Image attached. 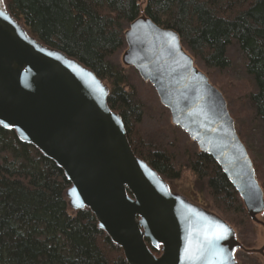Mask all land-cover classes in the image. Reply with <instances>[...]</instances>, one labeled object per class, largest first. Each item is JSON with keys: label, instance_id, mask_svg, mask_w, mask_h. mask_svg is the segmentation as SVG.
Segmentation results:
<instances>
[{"label": "water", "instance_id": "1", "mask_svg": "<svg viewBox=\"0 0 264 264\" xmlns=\"http://www.w3.org/2000/svg\"><path fill=\"white\" fill-rule=\"evenodd\" d=\"M147 3L136 0L138 16L122 32L120 66L153 89L170 125L215 162L259 242L240 241L211 208L137 158L108 106L109 88L41 44L10 13L11 0H0V128L62 171L68 215L88 211L127 264H240L239 253L264 264V192L227 102L179 35L146 17Z\"/></svg>", "mask_w": 264, "mask_h": 264}, {"label": "trees", "instance_id": "2", "mask_svg": "<svg viewBox=\"0 0 264 264\" xmlns=\"http://www.w3.org/2000/svg\"><path fill=\"white\" fill-rule=\"evenodd\" d=\"M8 9L41 44L76 60L109 88L108 106L121 117L133 154L165 181H177V152L143 139L142 106L129 78L109 62L124 49L122 32L138 16L136 0H11ZM145 15L176 32L212 81V74L231 67L227 50L235 43L254 84L245 100L253 117L264 121V0H148ZM219 82L245 144L237 128L243 103L226 87L229 82ZM247 151L264 192V161ZM183 158L204 182L214 210L247 236L249 218L215 162L195 147H187ZM68 188L53 162L0 128V264H127L88 211L68 215Z\"/></svg>", "mask_w": 264, "mask_h": 264}, {"label": "rangeland", "instance_id": "3", "mask_svg": "<svg viewBox=\"0 0 264 264\" xmlns=\"http://www.w3.org/2000/svg\"><path fill=\"white\" fill-rule=\"evenodd\" d=\"M121 52L116 55L109 62L114 64V66L121 70L123 75L129 78V82L131 88L135 93V97L137 102L142 106L143 119L140 126L141 136L145 141L150 144H153L155 147H165L168 146L171 149H174L178 154V161L176 163V168L180 173V178L177 181L171 182V187L180 195L186 197L189 201L192 199L187 196L192 193L196 196L198 200L202 202L204 208H211L221 219H223L212 207L209 200L206 198L204 191V182H199L195 179L192 174L185 168L184 166V152L187 147H195L188 141L187 136L182 133L179 129L172 127L169 122V115L165 109H163L153 92V90L142 83L136 73L132 70H125L120 66ZM227 57L231 60V67L223 72H219L212 74L213 81L209 78V76L205 73V71L201 68L200 64L197 62L198 67L202 70V72L209 78L210 82L222 93L218 86H220L219 80L222 79L224 83L229 82L226 87L232 89V92L235 96L239 97L243 103L242 107L239 108L243 114L242 125L239 127L237 124V128L239 133L241 134L251 156L258 161H264V121L258 120L253 117L251 111L252 107L245 97L247 94L254 90V84L252 79L244 73L243 70V55L239 51L237 45L232 43L227 50ZM135 73V74H134ZM223 86V85H222ZM223 94V93H222ZM224 96V95H223ZM229 110V102L224 96ZM234 120V119H233ZM235 122V121H234ZM236 129V122H235ZM238 134V133H237ZM245 146V147H246ZM246 148V149H247ZM249 154V153H248ZM250 156V154H249ZM252 160V159H251ZM253 162V161H252ZM188 188L187 190H183L180 187L184 186ZM202 197V200H201ZM203 201H205L203 203ZM226 221L225 219H223ZM227 222V221H226ZM250 222V220H249ZM232 226V225H231ZM237 232L238 238L240 241L245 242L246 244L254 245L259 242V237L256 233V229L252 227L250 222L249 234L246 236L242 234V230L237 228L236 226H232ZM241 255V257H239ZM158 256V255H156ZM237 258L240 264H261L260 260L251 259L243 253H239Z\"/></svg>", "mask_w": 264, "mask_h": 264}, {"label": "flooded vegetation", "instance_id": "4", "mask_svg": "<svg viewBox=\"0 0 264 264\" xmlns=\"http://www.w3.org/2000/svg\"><path fill=\"white\" fill-rule=\"evenodd\" d=\"M181 189L183 190H187L188 191V188L184 186L180 187ZM187 196L191 197L192 199H190V202L193 203L194 205L198 206V207H201V208H204V206L202 205V202L200 200H198L196 198V196L192 193L188 194ZM201 200H202V197H201ZM205 201H203L204 203ZM206 208H207V204H206ZM239 257H241V255H239Z\"/></svg>", "mask_w": 264, "mask_h": 264}]
</instances>
